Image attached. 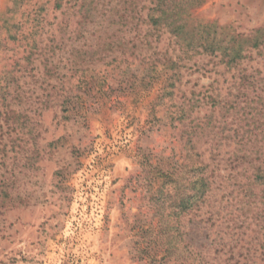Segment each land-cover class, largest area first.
<instances>
[{"label": "rangeland", "instance_id": "obj_1", "mask_svg": "<svg viewBox=\"0 0 264 264\" xmlns=\"http://www.w3.org/2000/svg\"><path fill=\"white\" fill-rule=\"evenodd\" d=\"M148 5L24 0L0 56V264H264L262 187L244 196L264 154V46L234 67L185 55ZM194 16L251 35L264 0ZM200 162L211 190L178 221L175 188Z\"/></svg>", "mask_w": 264, "mask_h": 264}, {"label": "trees", "instance_id": "obj_2", "mask_svg": "<svg viewBox=\"0 0 264 264\" xmlns=\"http://www.w3.org/2000/svg\"><path fill=\"white\" fill-rule=\"evenodd\" d=\"M148 1L145 23L155 31L166 30L175 38L180 51L185 55L217 54L221 57V62L227 67H234L246 58L249 51L264 46V27L256 29L251 35H242L232 31L229 26H220L215 22L203 21L195 17V11L203 6L207 0ZM23 4L24 0H9L4 12L0 15V56L6 41H17L19 39L22 23L16 18V15ZM120 19L125 20V17ZM3 33L5 34L4 37H2ZM152 65V69L155 71V64ZM173 65L169 68L173 69ZM162 66L166 70V64ZM8 86L9 83L0 75V98L6 94ZM197 157L199 156L197 155ZM241 158L248 159L249 157L245 154ZM241 158L235 155L234 162ZM254 161H257L258 164H253L252 173L248 177L246 190L248 193L244 196L245 198L254 196L255 187L261 186V200L264 203V154L257 155ZM207 168L208 166L202 162L198 163L196 169H194L196 176L190 188L186 189L187 192L183 191L180 183L175 188L176 199L172 202V205L176 207L174 214L178 221L184 212H189L204 202L210 192L212 187L210 178L214 175L215 170H212V173L208 175ZM238 186L241 187V184ZM262 229L264 230V226ZM178 237V242L182 244L184 242L181 239L182 234H179ZM185 248L187 247L185 246ZM181 249L184 250V248ZM190 254L193 257L191 258L192 264H207L192 250Z\"/></svg>", "mask_w": 264, "mask_h": 264}]
</instances>
